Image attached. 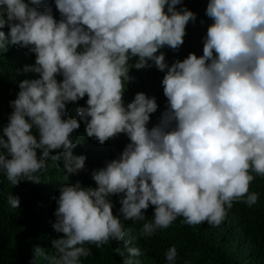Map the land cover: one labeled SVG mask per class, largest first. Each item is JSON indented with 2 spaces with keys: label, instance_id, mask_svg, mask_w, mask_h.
I'll list each match as a JSON object with an SVG mask.
<instances>
[{
  "label": "clouds",
  "instance_id": "9594fccd",
  "mask_svg": "<svg viewBox=\"0 0 264 264\" xmlns=\"http://www.w3.org/2000/svg\"><path fill=\"white\" fill-rule=\"evenodd\" d=\"M205 14L203 54L169 64L161 49L178 50L197 18L182 0H0V29H8L0 30V51L26 48L35 61L18 74H38L19 81L0 132L7 181L39 182L46 160L61 154L66 179L84 169L86 157L72 152L81 121L100 144L119 134L129 139L92 171L94 187L62 184L52 225L62 235L51 253L35 246L31 264H82L92 255L88 245L113 240H123L112 249L122 264H141L124 221H142L138 236L151 237L177 217L215 227L234 201L257 203L249 185L253 173L264 176V0H208ZM153 66L164 72L166 108L149 127L156 97L137 92L125 102L124 93L131 68ZM85 96L79 119L72 117L67 105ZM117 194L120 215L113 214ZM8 203L16 208L19 198L10 194ZM150 205L149 221L142 210ZM164 256L176 264L175 245Z\"/></svg>",
  "mask_w": 264,
  "mask_h": 264
},
{
  "label": "trees",
  "instance_id": "16d2710c",
  "mask_svg": "<svg viewBox=\"0 0 264 264\" xmlns=\"http://www.w3.org/2000/svg\"><path fill=\"white\" fill-rule=\"evenodd\" d=\"M184 6L197 14L195 22L186 26L184 43L178 50L167 47L161 49L169 64L176 59H184L189 53L203 54V37L211 20L205 10L208 0H182ZM55 5V4H54ZM40 7L42 5L40 4ZM179 8L180 5H177ZM56 8L53 11L55 16ZM58 19H59V12ZM5 32L7 27L0 29ZM135 58H133L134 62ZM35 54L26 48L9 45L6 51H0V132L6 125L12 111L10 101L16 98L19 91V81L33 78L38 74L19 72L24 65L33 64ZM134 79L128 83L124 93L125 102H130L137 92H144L149 97L155 96L158 109L151 114L149 127L157 123L166 108V97L163 94L161 80L164 72L157 68L130 69ZM61 77L58 76V79ZM87 97L76 103L67 105L68 113L79 119L78 106H86ZM85 125L81 121L79 129L72 133V138L78 143L72 149L73 155H84L85 168L77 173L67 174L64 169V159L53 162L46 160V166L41 171L39 182L22 180L17 185L7 181L0 173V264H31L35 246L44 248L51 253L52 240L58 238L52 225L55 222L56 198L59 188L65 182L80 180L84 186H95L91 178L92 171L103 167L105 162L115 159L122 152L129 139L124 134L109 139L100 144L84 134ZM56 153L53 152V155ZM249 191L258 193V201L249 207L242 201H234L227 211L225 220L219 226H210L207 222L198 225L181 223V217L167 228L159 229L151 237H140L137 230L142 221H124L126 237L135 236L133 241L141 255V264H167L164 253L175 245L177 249L176 264H264V176L253 173ZM19 198V206L12 208L8 203L9 195ZM113 214L120 215L118 209L119 194L111 197ZM154 206L142 210L145 220H151ZM122 218V217H121ZM131 229V231H128ZM123 240L109 241L100 248L88 245L92 255L82 258V264H122L123 256L112 249L123 248ZM44 264V261H41Z\"/></svg>",
  "mask_w": 264,
  "mask_h": 264
}]
</instances>
